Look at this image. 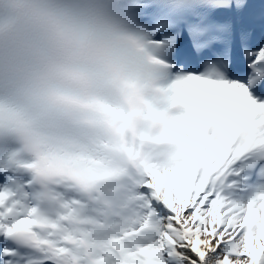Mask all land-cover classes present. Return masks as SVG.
<instances>
[{"label":"snow or ice","instance_id":"6c2138e0","mask_svg":"<svg viewBox=\"0 0 264 264\" xmlns=\"http://www.w3.org/2000/svg\"><path fill=\"white\" fill-rule=\"evenodd\" d=\"M113 7L162 67L0 50V264H264V3Z\"/></svg>","mask_w":264,"mask_h":264},{"label":"clouds","instance_id":"9594fccd","mask_svg":"<svg viewBox=\"0 0 264 264\" xmlns=\"http://www.w3.org/2000/svg\"><path fill=\"white\" fill-rule=\"evenodd\" d=\"M118 0H0V50L20 49L33 54L23 71L33 74L32 85H48L51 65L74 62L101 73L122 59L139 60L145 70L164 60L149 39L141 40L116 13Z\"/></svg>","mask_w":264,"mask_h":264},{"label":"bare ground","instance_id":"6f19581e","mask_svg":"<svg viewBox=\"0 0 264 264\" xmlns=\"http://www.w3.org/2000/svg\"><path fill=\"white\" fill-rule=\"evenodd\" d=\"M258 11H259V9H258ZM258 11H257V12H258Z\"/></svg>","mask_w":264,"mask_h":264}]
</instances>
